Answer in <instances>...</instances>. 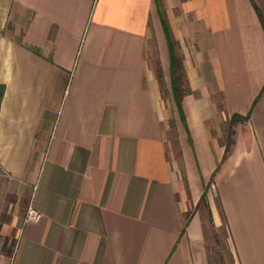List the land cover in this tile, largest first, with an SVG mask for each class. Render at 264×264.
Masks as SVG:
<instances>
[{
	"label": "crops",
	"instance_id": "obj_1",
	"mask_svg": "<svg viewBox=\"0 0 264 264\" xmlns=\"http://www.w3.org/2000/svg\"><path fill=\"white\" fill-rule=\"evenodd\" d=\"M161 2L188 129L157 0H0V264H264V0Z\"/></svg>",
	"mask_w": 264,
	"mask_h": 264
},
{
	"label": "rangeland",
	"instance_id": "obj_2",
	"mask_svg": "<svg viewBox=\"0 0 264 264\" xmlns=\"http://www.w3.org/2000/svg\"><path fill=\"white\" fill-rule=\"evenodd\" d=\"M152 51V50H151ZM155 55V53H154ZM165 106L168 111V115L171 113V100L170 98H165ZM165 126V134L167 137V142L169 145V154H171L174 157V153L172 152V140L171 137L173 135V127H171L168 124V118L164 122ZM11 196H6L5 201H0V229L7 228V226H1L3 221H8L10 218L17 213H21L24 211L25 207L22 211H18L17 209H13L10 204L8 203ZM199 212L203 215L206 214L205 207L202 203H199L197 207ZM14 229L11 233H4L0 231V238L4 239H10L13 241L15 239L14 237ZM204 247L206 252V259L208 264H233L232 258H231V252L229 251L230 243L228 240V236L224 227V224H220L218 229H214L210 224L208 225V231L205 234L204 237Z\"/></svg>",
	"mask_w": 264,
	"mask_h": 264
},
{
	"label": "trees",
	"instance_id": "obj_3",
	"mask_svg": "<svg viewBox=\"0 0 264 264\" xmlns=\"http://www.w3.org/2000/svg\"><path fill=\"white\" fill-rule=\"evenodd\" d=\"M157 3L159 4L160 10H161L162 18H163L164 25H165V31L167 34V40H168V44L170 48V54H171L170 74H171V87H172L173 98L179 110L181 119L183 123L185 124L186 128L188 129L183 106H182V98H183V95L190 90V84L188 81V77L186 74L182 56L179 53H177V51L175 50L176 39L172 33L171 28L169 27L166 14H165V10L163 9V3L161 2V0H157ZM160 74L162 75L161 71H160ZM160 80H161V85L163 86L164 95H165V93L166 94L168 93L166 82L164 81L163 77H161ZM2 95H3V86H0V101H1ZM244 118H245V115L234 112L230 115V117L226 121V125H224V128L226 130L225 132V139H226L225 148L226 149H228L229 144L233 140L232 134L235 131L233 124H235L237 121L244 119ZM170 124L171 125L175 124L174 117L170 118ZM200 198L204 199V194H202Z\"/></svg>",
	"mask_w": 264,
	"mask_h": 264
},
{
	"label": "built area",
	"instance_id": "obj_4",
	"mask_svg": "<svg viewBox=\"0 0 264 264\" xmlns=\"http://www.w3.org/2000/svg\"><path fill=\"white\" fill-rule=\"evenodd\" d=\"M41 216H42V211L38 209L37 207H35L30 201L26 208L25 214H24V221L37 220Z\"/></svg>",
	"mask_w": 264,
	"mask_h": 264
}]
</instances>
